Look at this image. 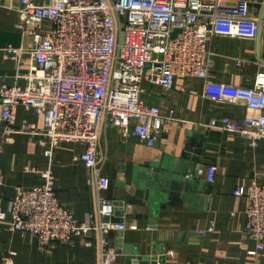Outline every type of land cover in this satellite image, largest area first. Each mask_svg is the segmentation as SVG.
Wrapping results in <instances>:
<instances>
[{"label": "crops", "instance_id": "1", "mask_svg": "<svg viewBox=\"0 0 264 264\" xmlns=\"http://www.w3.org/2000/svg\"><path fill=\"white\" fill-rule=\"evenodd\" d=\"M245 1L249 16L260 23L259 36L211 39L208 78L214 82L249 86L264 68V0ZM19 7V0H0V82L5 78L9 86H24L19 76L27 71L31 58L26 52L19 61L7 48L27 51L36 43L34 33L43 37L52 27L44 20L39 29L28 27L22 32L16 26ZM141 99L159 107L164 116L173 111L174 120L165 121V132L150 147L134 136H124L117 127L107 126L101 132L98 152L109 180L103 194L115 204L112 221L125 226L105 237L107 247L117 255L113 264H123L125 256L164 257V264H264V240L262 250L249 254L256 242L244 232L247 200L233 194L238 186L247 189L264 181V138L251 146L246 138L201 125L220 117L241 119L247 114L245 104L206 97L201 79L181 75L174 77L169 91L143 82ZM2 109L0 100V114ZM14 114V127L26 123L42 129V116L31 109L17 105ZM5 126L0 121V134ZM196 142L200 148L193 145ZM0 143L3 211L17 188L40 185V172L49 170L60 204L78 223L93 219V190L79 159L82 142H62L52 158L44 154L47 142L42 135L11 133ZM188 146L200 150L198 162L192 159L193 152L186 151ZM209 165L217 168L212 182L204 174ZM97 257L95 231L74 236L68 243L44 245L28 233L11 230L8 221L0 219V264H97Z\"/></svg>", "mask_w": 264, "mask_h": 264}, {"label": "built area", "instance_id": "2", "mask_svg": "<svg viewBox=\"0 0 264 264\" xmlns=\"http://www.w3.org/2000/svg\"><path fill=\"white\" fill-rule=\"evenodd\" d=\"M16 26L39 29L42 21L52 27L29 50L7 48L18 57L28 53L27 71L19 76L24 86L0 82L3 106L0 134L27 133L46 138L45 156L52 158L62 142H82L79 159L86 171V183L93 190V219L78 223L63 207L53 188L49 170L40 172L42 183L17 188L8 208H0V219L9 228L34 236L40 244L68 243L74 236L97 234V264H113L116 253L107 247L106 235L125 229L112 221L113 201L104 196L109 186L103 174L98 142L107 127L119 128L153 146L165 132V121L174 120L173 111L164 116L157 106L141 99L142 83L169 91L177 75L203 81L204 96L216 100H240L247 114L241 119L220 117L201 124L246 138L251 146L264 138V68L249 86L214 82L208 78L209 44L214 37L254 39L260 26L249 16L245 0L224 4L221 0H19ZM174 30H179L172 37ZM17 105L42 116L39 131L30 124L13 126ZM183 123V122H182ZM1 150V143H0ZM216 166L205 169L208 182ZM235 197H245L244 232L256 242L249 254L263 249L264 181L250 188L238 186ZM133 228V227H131Z\"/></svg>", "mask_w": 264, "mask_h": 264}, {"label": "water", "instance_id": "3", "mask_svg": "<svg viewBox=\"0 0 264 264\" xmlns=\"http://www.w3.org/2000/svg\"><path fill=\"white\" fill-rule=\"evenodd\" d=\"M259 31H260V26H259L258 33H257L256 37L259 36ZM178 32H179V30H174V32L172 33V37H175ZM196 138L198 140H201V138H198V137H196ZM193 145H195L197 148H200V146H201L200 142L193 143ZM186 151L193 152L194 156L192 157V159L197 161V162L199 161V158L196 155L200 154V150H195V149L190 148V146H188L186 148ZM157 263L164 264L165 258L164 257L158 258L157 256H152L150 259H147V260H141V259H138V258H135L132 256H125L123 258V264H157Z\"/></svg>", "mask_w": 264, "mask_h": 264}]
</instances>
